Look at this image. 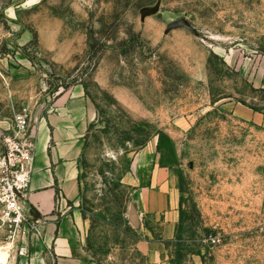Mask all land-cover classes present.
Masks as SVG:
<instances>
[{
	"label": "rangeland",
	"instance_id": "1",
	"mask_svg": "<svg viewBox=\"0 0 264 264\" xmlns=\"http://www.w3.org/2000/svg\"><path fill=\"white\" fill-rule=\"evenodd\" d=\"M66 94L93 114L66 206L90 262L150 264L165 216L130 215L160 195L167 263L264 264V0H0V132L26 112L37 144ZM9 236L0 264H31Z\"/></svg>",
	"mask_w": 264,
	"mask_h": 264
},
{
	"label": "crops",
	"instance_id": "2",
	"mask_svg": "<svg viewBox=\"0 0 264 264\" xmlns=\"http://www.w3.org/2000/svg\"><path fill=\"white\" fill-rule=\"evenodd\" d=\"M60 102L62 109L49 115L47 120L51 130H44L36 144V166L28 203L44 216L47 223L43 237L32 241L37 249L31 264H53V261L55 264H94L87 258L80 242L81 214L66 207L77 194L79 142L93 120V114L81 97L71 98L66 94L57 100V107ZM160 199V195L154 196L150 202L151 210H140L139 213L134 210L130 215L136 227L142 226L143 215L165 216L161 239L140 244V250L150 264H169L164 254L165 243L174 238L176 230L171 210L158 209Z\"/></svg>",
	"mask_w": 264,
	"mask_h": 264
},
{
	"label": "built area",
	"instance_id": "3",
	"mask_svg": "<svg viewBox=\"0 0 264 264\" xmlns=\"http://www.w3.org/2000/svg\"><path fill=\"white\" fill-rule=\"evenodd\" d=\"M30 123L28 114L19 112L13 117L10 133L0 132V221L10 238L23 242L40 240L47 223L28 203L36 166V135ZM25 254L27 248L23 247L21 255Z\"/></svg>",
	"mask_w": 264,
	"mask_h": 264
},
{
	"label": "bare ground",
	"instance_id": "4",
	"mask_svg": "<svg viewBox=\"0 0 264 264\" xmlns=\"http://www.w3.org/2000/svg\"><path fill=\"white\" fill-rule=\"evenodd\" d=\"M3 252H4V251H3ZM3 252L0 253V261H1V262H5V260H6V259H5V255H4Z\"/></svg>",
	"mask_w": 264,
	"mask_h": 264
},
{
	"label": "water",
	"instance_id": "5",
	"mask_svg": "<svg viewBox=\"0 0 264 264\" xmlns=\"http://www.w3.org/2000/svg\"><path fill=\"white\" fill-rule=\"evenodd\" d=\"M146 11H143V16L145 15ZM134 213V212H133Z\"/></svg>",
	"mask_w": 264,
	"mask_h": 264
}]
</instances>
